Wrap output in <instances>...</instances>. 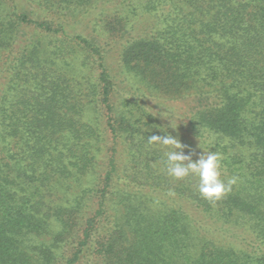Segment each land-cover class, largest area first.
<instances>
[{
  "label": "trees",
  "instance_id": "16d2710c",
  "mask_svg": "<svg viewBox=\"0 0 264 264\" xmlns=\"http://www.w3.org/2000/svg\"><path fill=\"white\" fill-rule=\"evenodd\" d=\"M153 100L231 191L167 174ZM0 264H264V0H0Z\"/></svg>",
  "mask_w": 264,
  "mask_h": 264
},
{
  "label": "clouds",
  "instance_id": "9594fccd",
  "mask_svg": "<svg viewBox=\"0 0 264 264\" xmlns=\"http://www.w3.org/2000/svg\"><path fill=\"white\" fill-rule=\"evenodd\" d=\"M171 126L173 127L172 123ZM147 140L149 144L158 145L164 151L166 172L170 177L176 180H183L189 176L198 178V191L205 199L210 201L220 199L226 192L231 191L232 185L237 182L238 178L235 176L228 178L227 183L220 178L221 156L218 152L203 150L199 158L193 160L191 154L184 153L185 145L170 134L153 135Z\"/></svg>",
  "mask_w": 264,
  "mask_h": 264
},
{
  "label": "rangeland",
  "instance_id": "374dc122",
  "mask_svg": "<svg viewBox=\"0 0 264 264\" xmlns=\"http://www.w3.org/2000/svg\"><path fill=\"white\" fill-rule=\"evenodd\" d=\"M70 32L75 33V28H71ZM111 65L114 66V64ZM150 105L155 106V112L161 111L162 120L167 125L166 128L169 134L185 145L183 149L185 154H191L192 158L196 160L203 150L206 151L201 139L194 136L187 125V114L191 112L190 105L186 102H171L169 100H153ZM171 123L176 128H173Z\"/></svg>",
  "mask_w": 264,
  "mask_h": 264
}]
</instances>
